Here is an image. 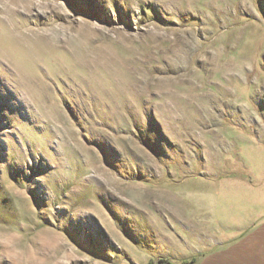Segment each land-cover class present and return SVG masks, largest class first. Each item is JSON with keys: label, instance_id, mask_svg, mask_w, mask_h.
<instances>
[{"label": "rangeland", "instance_id": "obj_1", "mask_svg": "<svg viewBox=\"0 0 264 264\" xmlns=\"http://www.w3.org/2000/svg\"><path fill=\"white\" fill-rule=\"evenodd\" d=\"M264 228V0H0V264H196Z\"/></svg>", "mask_w": 264, "mask_h": 264}, {"label": "crops", "instance_id": "obj_2", "mask_svg": "<svg viewBox=\"0 0 264 264\" xmlns=\"http://www.w3.org/2000/svg\"><path fill=\"white\" fill-rule=\"evenodd\" d=\"M257 241L258 245H254L248 239L244 246L229 251L223 262L212 264H264V228L257 234Z\"/></svg>", "mask_w": 264, "mask_h": 264}, {"label": "trees", "instance_id": "obj_3", "mask_svg": "<svg viewBox=\"0 0 264 264\" xmlns=\"http://www.w3.org/2000/svg\"><path fill=\"white\" fill-rule=\"evenodd\" d=\"M196 261H197V258L194 256V257H191V258H188L182 261L180 264H195ZM161 264H164V263H161ZM166 264H170V263H166Z\"/></svg>", "mask_w": 264, "mask_h": 264}]
</instances>
